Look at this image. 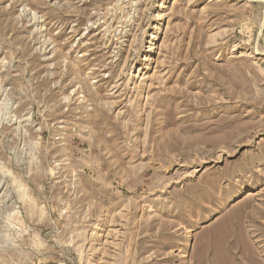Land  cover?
Here are the masks:
<instances>
[{
	"label": "rangeland",
	"instance_id": "1",
	"mask_svg": "<svg viewBox=\"0 0 264 264\" xmlns=\"http://www.w3.org/2000/svg\"><path fill=\"white\" fill-rule=\"evenodd\" d=\"M0 264H264V0H0Z\"/></svg>",
	"mask_w": 264,
	"mask_h": 264
}]
</instances>
